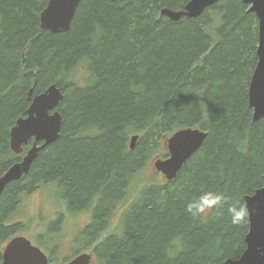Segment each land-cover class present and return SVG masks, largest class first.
Wrapping results in <instances>:
<instances>
[{
  "label": "trees",
  "instance_id": "16d2710c",
  "mask_svg": "<svg viewBox=\"0 0 264 264\" xmlns=\"http://www.w3.org/2000/svg\"><path fill=\"white\" fill-rule=\"evenodd\" d=\"M189 1L81 0L69 30L52 34L39 23L48 0H0V176L29 149H10L29 90L32 98L54 84L63 94L57 140L0 195V263L25 229L8 220L23 197L48 186L70 215L97 200L63 263L89 242L95 264H225L243 253L248 221L233 225L216 211L193 218L185 206L203 191L242 201L264 185V118L253 122L248 105L258 22L239 0H220L197 19L160 16ZM184 128L206 137L176 178L137 180Z\"/></svg>",
  "mask_w": 264,
  "mask_h": 264
},
{
  "label": "water",
  "instance_id": "95a60500",
  "mask_svg": "<svg viewBox=\"0 0 264 264\" xmlns=\"http://www.w3.org/2000/svg\"><path fill=\"white\" fill-rule=\"evenodd\" d=\"M81 0H48L39 17L40 28L52 34L69 30L76 8ZM220 0H190L182 10L162 9L160 16L172 22L181 18L197 19L204 10ZM248 6L258 22L257 62L248 85V105L252 110L253 122L264 118V0H239ZM33 88L28 92L31 101L26 116L16 121L10 131V149L20 155L23 147L29 149L20 162L13 164L0 176V195L5 186L26 175L39 151L51 145L58 138L61 115L57 108L63 99L61 90L50 85L44 92L31 98ZM206 132L200 128H184L174 132L165 142L166 158H157L152 167L157 175L167 182L173 181L186 161L202 146ZM138 136L130 138L132 149ZM246 204L248 231L244 238L245 250L236 260L225 264H264V185L252 195L242 198ZM91 255L82 253L65 264H90ZM0 264H50L39 247L25 237L15 236L3 247Z\"/></svg>",
  "mask_w": 264,
  "mask_h": 264
},
{
  "label": "rangeland",
  "instance_id": "374dc122",
  "mask_svg": "<svg viewBox=\"0 0 264 264\" xmlns=\"http://www.w3.org/2000/svg\"><path fill=\"white\" fill-rule=\"evenodd\" d=\"M217 24V17L214 16L213 24L207 28V31L212 34ZM154 160L155 159H152L148 162L143 172L136 175L137 180L148 175H155L160 182L164 180L161 175H157L154 172L152 167ZM49 187L50 186L42 187L29 196L23 197L18 209L10 217L7 224H23L25 228L24 231L19 232L17 235L25 237L32 245L39 247L41 250H44V248L40 243L47 242L53 244L51 247L49 245L46 249L47 251L50 250V252L52 249L55 250L53 255L54 264H61L65 261L64 259L70 256L72 248L76 245V241L73 238L74 232L78 230L82 224H85L87 213L83 212L69 216L66 207H64L59 198L51 195ZM59 214L63 216L61 232H56V230H54V232L53 230L50 231L49 226L55 222ZM119 216L120 212L113 215V219L115 220L110 226V228L112 227V231L117 226V219Z\"/></svg>",
  "mask_w": 264,
  "mask_h": 264
},
{
  "label": "clouds",
  "instance_id": "9594fccd",
  "mask_svg": "<svg viewBox=\"0 0 264 264\" xmlns=\"http://www.w3.org/2000/svg\"><path fill=\"white\" fill-rule=\"evenodd\" d=\"M185 211L193 218L201 217L212 211L218 216L226 212L233 225L247 223L249 212L241 199L229 197L216 191H203L191 199L185 206Z\"/></svg>",
  "mask_w": 264,
  "mask_h": 264
},
{
  "label": "flooded vegetation",
  "instance_id": "af4514ba",
  "mask_svg": "<svg viewBox=\"0 0 264 264\" xmlns=\"http://www.w3.org/2000/svg\"><path fill=\"white\" fill-rule=\"evenodd\" d=\"M96 203H97V200H95L93 203H92V205H91V207H90V209H88L87 211H85L86 213H87V219H86V221H85V224H82V226L80 227V228H78V230H76L75 232H74V235H73V238L75 239V241H76V238L78 237V235L81 233V231L85 228V227H87V226H89L91 223H92V221H93V209H94V207L96 206ZM81 213H83V212H81ZM69 214V213H68ZM62 214H59L57 217H56V220L55 221H59V223H58V226H57V229H56V232H61V230H62V225H63V216H61ZM69 216H71L70 214H69ZM73 217V216H72ZM106 231H102V232H100L99 233V236H100V240L101 239H103V238H105V237H108L109 236V234L110 233H108V227H107V229H105ZM74 241V242H75ZM56 244V243H55ZM96 242H94V243H92V242H89L88 244H87V246L85 247L86 249L85 250H83V252H81V253H79V254H82V253H87V254H90L91 255V262H90V264H95V255H94V249H95V246H96ZM50 245V247H51V245H53V244H51V243H47V242H42V246L43 247H45V249L44 250H42L43 251V253L46 255V257H47V260H48V263H50V264H54L53 263V256H52V260H51V257H50V255H53L54 254V252H55V250H51V252L50 251H47V247ZM57 245V244H56ZM56 247V246H55ZM79 254H75L74 255V257H76L77 255H79ZM73 257V258H74ZM72 258V259H73ZM66 263V262H65ZM64 263V264H65Z\"/></svg>",
  "mask_w": 264,
  "mask_h": 264
}]
</instances>
